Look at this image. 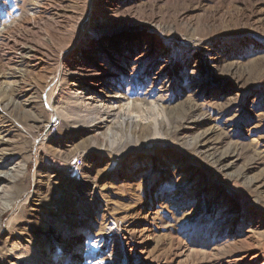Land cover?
Segmentation results:
<instances>
[{
	"label": "rangeland",
	"instance_id": "1",
	"mask_svg": "<svg viewBox=\"0 0 264 264\" xmlns=\"http://www.w3.org/2000/svg\"><path fill=\"white\" fill-rule=\"evenodd\" d=\"M0 179V264H264V0H0Z\"/></svg>",
	"mask_w": 264,
	"mask_h": 264
},
{
	"label": "bare ground",
	"instance_id": "2",
	"mask_svg": "<svg viewBox=\"0 0 264 264\" xmlns=\"http://www.w3.org/2000/svg\"><path fill=\"white\" fill-rule=\"evenodd\" d=\"M8 28V27H7ZM6 29V28H5ZM32 50V49H31ZM113 104V103H112ZM136 104V103H135ZM158 105V104H157ZM113 107V106H112ZM112 107H110V110H106V112H105V116L109 119V118H112V115H111V108ZM156 106L154 105L153 106V108H155ZM139 109V107H137V105H131V104H128L127 105V111L128 112H130L131 111V109ZM122 109V108H121ZM160 112V111H159ZM120 113H123L122 111L120 112ZM122 116V124L123 125H128V126H130L131 124H132V122H133V120H134V117H132L131 115H121ZM158 127H157V121H155V134H157L158 133V129H157ZM69 172H71V176H72V178L73 179H75L78 175H77V173L74 171V169H71V171H69ZM14 174V173H13ZM12 176V175H11ZM16 176L14 175V176H12L11 178H15ZM70 177V176H69ZM3 180H1L0 179V183L2 182ZM6 209H4L3 208V210L1 211L2 212V214L0 215L1 216V218L4 216V214L6 213V211H5ZM111 229V228H110ZM112 235V234H111ZM110 235V236H111ZM109 236V237H110ZM104 240H105V238H104ZM99 249V246L97 245V244H90V246H89V252H90V254L89 255H92V257H94V259H96V261H95V264H103L105 261H107V260H110L111 262L110 263H114V261H113V255L111 254L110 256H106L107 254H105L104 253V251H102V249H100V251H99V253H100V256H99V258L98 257H95V255L94 254H96V252H97V250ZM89 259H91V257H89ZM73 260H75V255L73 256ZM60 262V261H59Z\"/></svg>",
	"mask_w": 264,
	"mask_h": 264
},
{
	"label": "built area",
	"instance_id": "3",
	"mask_svg": "<svg viewBox=\"0 0 264 264\" xmlns=\"http://www.w3.org/2000/svg\"><path fill=\"white\" fill-rule=\"evenodd\" d=\"M72 165H73V168H76V167H78V162H73ZM69 170L71 171V169H69Z\"/></svg>",
	"mask_w": 264,
	"mask_h": 264
}]
</instances>
